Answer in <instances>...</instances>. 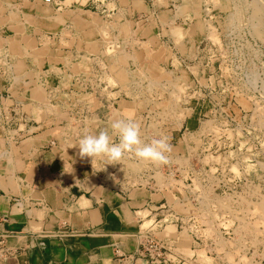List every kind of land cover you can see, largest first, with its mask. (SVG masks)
Masks as SVG:
<instances>
[{
  "label": "rangeland",
  "instance_id": "374dc122",
  "mask_svg": "<svg viewBox=\"0 0 264 264\" xmlns=\"http://www.w3.org/2000/svg\"><path fill=\"white\" fill-rule=\"evenodd\" d=\"M26 1L21 7L16 0H0V135L5 144L29 149L39 136L52 135L47 146L60 147L65 168L84 169L99 183L146 189L152 177L157 186L174 184L163 178L164 165L121 162L113 172L102 168L100 158H82L74 146L85 131L107 128L116 118L134 120L147 133L140 131L142 140L164 134L177 142L184 164L208 170L190 176V186L184 181L179 199L165 194L168 204L181 207L196 244L206 240V254L217 255L220 264H264V0H163L161 5L149 0L150 8H141L148 18L132 23L115 13L111 0H84L78 13ZM101 4H106L101 18L89 12ZM53 11L57 19L49 24L45 17ZM67 20H74L67 24L70 33ZM55 30L60 48L94 44L102 37L107 46L102 62L73 65L78 52L49 50L53 42L47 33ZM128 44L137 49L120 51ZM70 75L92 79L78 84L87 96L81 93V98L76 89L65 92ZM128 104L139 106L136 114L123 112ZM213 105L232 120L212 117ZM23 109L20 116L17 111ZM146 109L155 114L144 121L140 114ZM183 117L196 126L201 118L199 134L177 131ZM162 197L153 199L162 204Z\"/></svg>",
  "mask_w": 264,
  "mask_h": 264
},
{
  "label": "crops",
  "instance_id": "0c3cea01",
  "mask_svg": "<svg viewBox=\"0 0 264 264\" xmlns=\"http://www.w3.org/2000/svg\"><path fill=\"white\" fill-rule=\"evenodd\" d=\"M82 1L84 0H57L59 6H54V9L64 7L66 11L78 13L79 2ZM26 2L16 0L21 7ZM111 2L116 7L115 13L121 14L122 19L131 23L136 18L144 19L146 13L143 9L150 8L149 0ZM162 2L163 0H154L159 5ZM28 4L40 8L43 3L41 0H28ZM103 6L105 8L106 4H101L99 9L93 7L89 12L101 18L104 9L102 12L100 9ZM18 12L23 16L22 8ZM54 12H51V17H45L49 24L57 19ZM34 14L38 15H35V19L40 18L41 13ZM70 21L67 20L65 26L68 27ZM159 24L161 26V22ZM38 29L44 30L40 27ZM69 29L71 26L68 27V33L72 32ZM57 33L59 37L60 31L47 33L50 35L49 41L52 39L53 42L49 45V50L78 52V60L75 59L76 63L73 65L88 62L92 66V63L102 62V54L107 50L102 37H95L94 44L86 45L87 42H82L60 48L62 46L56 43ZM78 34L81 41L82 38L85 41L82 32ZM70 38L72 40V33ZM76 38L78 39L77 35ZM64 39L65 42H70V39ZM133 47L130 44L121 45L120 51L137 49V45ZM0 51H3V47ZM85 55L90 56V60L85 59ZM128 61L130 65L134 64L130 57ZM85 82H92V79L86 75H70L65 78V84L68 85L65 92L71 94L76 89L83 98L78 84ZM94 97L96 101L97 95ZM125 107L127 109L123 112L131 115L136 114V107L139 106L128 104ZM178 109L181 110L180 107ZM17 113L25 115L24 109ZM192 122L191 124V119L188 118L183 119L182 124L196 126L194 119ZM2 136L4 135H0V235L5 242L0 249V264H150L149 259L141 253V243L146 236L153 238L162 247L164 261L158 264H220L217 255L206 254L205 242L197 245L196 236L188 233L187 222L183 221L185 219L179 212V205L172 203L165 207L159 205V200L153 199L163 197L147 189L132 185L120 189L107 183H99L97 177L84 169H66L65 160L58 154L60 147L47 146L52 135L39 136L29 149L24 145H6ZM164 198L167 200V196ZM15 200H19L21 206L16 205ZM181 222L186 225L184 228L182 226L183 229H180Z\"/></svg>",
  "mask_w": 264,
  "mask_h": 264
},
{
  "label": "clouds",
  "instance_id": "9594fccd",
  "mask_svg": "<svg viewBox=\"0 0 264 264\" xmlns=\"http://www.w3.org/2000/svg\"><path fill=\"white\" fill-rule=\"evenodd\" d=\"M74 146L82 158H104L108 164L120 162L129 153L140 162L166 164L171 150L164 137L142 143L139 124L128 118L113 119L107 128L95 132L85 131Z\"/></svg>",
  "mask_w": 264,
  "mask_h": 264
},
{
  "label": "built area",
  "instance_id": "2783aa9c",
  "mask_svg": "<svg viewBox=\"0 0 264 264\" xmlns=\"http://www.w3.org/2000/svg\"><path fill=\"white\" fill-rule=\"evenodd\" d=\"M41 2L43 4H45V5H52V6H56V7L59 6V4H58V2L56 0H41ZM188 99H190V97H188ZM192 109H193V106L190 107V110H192ZM200 112H201V110L199 109L198 115L200 114ZM183 113H184V111H183ZM142 114H145L143 116L144 117V121H145V119H150L151 115L152 114H155V112L153 111V109H151V110H149V109L147 110L146 109L140 115H142ZM209 114L212 117H215L216 115H219L220 117L224 118L225 121L232 120V118L228 115V113L223 108H221V110H218V109H215L214 105L210 109V113ZM183 119H185V117H183ZM183 119L180 120V125L177 124L178 125L177 126L178 127L177 128V131L178 132L182 131V133H185L186 135L195 134L193 136H196L197 134H199V130H200L199 127L203 123V122L200 121L201 118H198L197 119V124L198 125L194 129L193 128L190 129L187 126V124H184L183 125L182 124ZM147 121H149V120H147ZM147 126H149V125H147ZM162 128H163V130H165L168 127H166V128L162 127ZM159 130L163 131L161 128H159ZM140 131L143 132V136L147 135V133H145L146 131L143 129V126L140 129ZM162 134H163V132H162ZM210 135H211V133H207L206 138H209ZM163 137L166 138L167 142L171 146V150H170L169 153H167L168 162L166 164H161L162 167L164 165V171L162 172V175H163V178L165 180H167V179H168V181L174 180L175 183L168 186L167 185L168 183L165 182V185L166 186L164 184H163L164 187H162L161 185L160 186H157L156 185V181L151 177V178H149L151 180H148V182L145 183V186H146L145 188L148 191H150L151 193H154V194H160L161 196H166L165 194L168 193V194H170L172 196H175V198L179 199V197H178L179 196V191L178 190H179V188L181 189L184 186V185H182V183L184 181L189 180L188 185L190 186L191 185V181H192V179L190 178V176L193 177L194 174H195V172H198V174H199V172H200V174L201 173L202 174H205V172H207L208 170H206L205 168H198V170H196V169L193 168L192 164H184V161L182 159V156L183 155L182 154H179L178 153L179 151L175 150V148L177 147V145H175L174 142H176V141H174V142L171 141L170 138L169 137H166V135L164 136V134H163ZM158 138H161L160 135H158ZM141 142L142 143H147L146 140H142V139H141ZM51 144H53V142H51ZM176 144H177V142H176ZM98 161H100V163H103L102 164V168L103 169H109V171H113V172H115V169L117 168V165H119V163H121V162H125V163L126 162H129V163L139 162L131 153L126 154L125 155V158L123 160H121L120 162L114 163V164H108V163H111V162L107 161L104 158H100V159H98ZM161 169H163V168H161ZM184 169L187 170L186 174L188 176L186 175V177L183 178L181 172H184ZM135 175L139 179H141V177L139 176V174H135ZM177 176H179L178 177L179 179H177ZM182 190H184V189H182ZM14 203L16 205H18V206H21V202L19 200H15ZM159 205H166V206H168L167 200L164 198V203L159 204ZM184 223L181 222L180 229H183L184 226L187 225V223H185L186 225H184ZM182 226H183V228H182ZM4 242H5L4 241V237L2 235H0V249L4 246ZM204 242H206V240H204ZM141 253L149 259L150 264H158L159 262H161V261L163 262L164 261L163 260L162 247L156 241H154V239L151 238L150 236H146L144 238V241L141 243Z\"/></svg>",
  "mask_w": 264,
  "mask_h": 264
},
{
  "label": "bare ground",
  "instance_id": "6f19581e",
  "mask_svg": "<svg viewBox=\"0 0 264 264\" xmlns=\"http://www.w3.org/2000/svg\"><path fill=\"white\" fill-rule=\"evenodd\" d=\"M77 167V166H76Z\"/></svg>",
  "mask_w": 264,
  "mask_h": 264
}]
</instances>
